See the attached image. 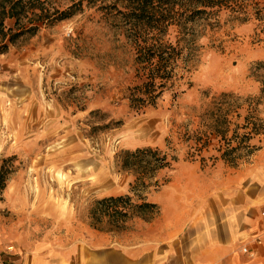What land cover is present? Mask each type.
<instances>
[{"label": "rangeland", "instance_id": "1", "mask_svg": "<svg viewBox=\"0 0 264 264\" xmlns=\"http://www.w3.org/2000/svg\"><path fill=\"white\" fill-rule=\"evenodd\" d=\"M79 1L74 16L0 54V164L7 160L12 170L0 195V262L89 232L135 230L139 218L110 231L94 228L88 214L95 199L132 195L134 177L116 162L120 151L149 146L175 157L142 190L148 200L175 170L198 168L222 178L258 162L264 150V134L255 136L256 150L232 167L219 159L218 139L206 147L197 142L220 93L259 95L252 67L264 61V0H243L237 11L222 12L218 24H198L192 59L178 62L172 85L142 112L126 99L133 54L113 18L114 0L101 9L85 0L47 3L62 10ZM176 36L173 26L166 38ZM257 113L264 118V105ZM108 121L120 123L103 129Z\"/></svg>", "mask_w": 264, "mask_h": 264}, {"label": "trees", "instance_id": "2", "mask_svg": "<svg viewBox=\"0 0 264 264\" xmlns=\"http://www.w3.org/2000/svg\"><path fill=\"white\" fill-rule=\"evenodd\" d=\"M85 1L88 6L101 9L108 0ZM81 4L79 1L59 10L49 6L47 0H0V54L35 36L41 27L71 18L82 9ZM241 5H245L243 0H114L113 18L133 54V83L126 93L130 108L142 112L154 107L172 85L178 62L192 59L197 43L195 27L200 23L218 24L222 12H235ZM173 26L177 29L175 41L166 38ZM252 72L260 84L259 95L242 98L220 93L212 101L210 122L202 133L204 139L197 140L206 147L211 140L218 139L219 159L232 167L256 150L251 140L264 134V118L257 113L258 107L264 105V61L256 62ZM119 123L108 121L103 129ZM174 160L156 147L120 151L116 162L121 171L134 177L132 195H111L92 201L88 211L90 224L111 231L120 229L132 218L152 220L159 213V206L148 201L142 190L149 188L156 174L170 168ZM6 161L0 164V195L12 173Z\"/></svg>", "mask_w": 264, "mask_h": 264}, {"label": "crops", "instance_id": "3", "mask_svg": "<svg viewBox=\"0 0 264 264\" xmlns=\"http://www.w3.org/2000/svg\"><path fill=\"white\" fill-rule=\"evenodd\" d=\"M258 157L222 178L175 170L148 195L158 215L128 234L89 232L0 264H264V150Z\"/></svg>", "mask_w": 264, "mask_h": 264}, {"label": "built area", "instance_id": "4", "mask_svg": "<svg viewBox=\"0 0 264 264\" xmlns=\"http://www.w3.org/2000/svg\"><path fill=\"white\" fill-rule=\"evenodd\" d=\"M262 215H264V213H262ZM242 252H244V253H249V251H248V249L246 248V247H243L242 248ZM250 254V253H249Z\"/></svg>", "mask_w": 264, "mask_h": 264}]
</instances>
